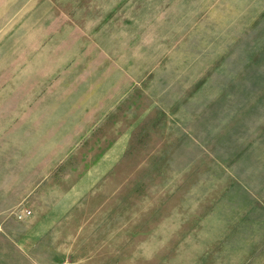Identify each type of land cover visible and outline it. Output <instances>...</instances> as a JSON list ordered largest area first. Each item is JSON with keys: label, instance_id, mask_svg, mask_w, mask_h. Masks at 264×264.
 <instances>
[{"label": "rangeland", "instance_id": "obj_1", "mask_svg": "<svg viewBox=\"0 0 264 264\" xmlns=\"http://www.w3.org/2000/svg\"><path fill=\"white\" fill-rule=\"evenodd\" d=\"M12 230L43 264H264V0H0Z\"/></svg>", "mask_w": 264, "mask_h": 264}, {"label": "crops", "instance_id": "obj_2", "mask_svg": "<svg viewBox=\"0 0 264 264\" xmlns=\"http://www.w3.org/2000/svg\"><path fill=\"white\" fill-rule=\"evenodd\" d=\"M33 246L17 244L14 230L7 233L0 232V264H43L40 260H29L31 256L28 252Z\"/></svg>", "mask_w": 264, "mask_h": 264}, {"label": "built area", "instance_id": "obj_3", "mask_svg": "<svg viewBox=\"0 0 264 264\" xmlns=\"http://www.w3.org/2000/svg\"><path fill=\"white\" fill-rule=\"evenodd\" d=\"M27 214H30L29 211H27ZM19 217H22V215H19Z\"/></svg>", "mask_w": 264, "mask_h": 264}]
</instances>
